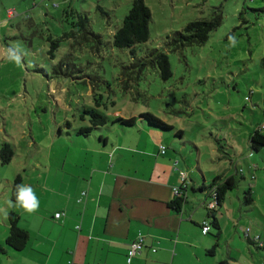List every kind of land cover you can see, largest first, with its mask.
<instances>
[{
	"label": "rangeland",
	"instance_id": "374dc122",
	"mask_svg": "<svg viewBox=\"0 0 264 264\" xmlns=\"http://www.w3.org/2000/svg\"><path fill=\"white\" fill-rule=\"evenodd\" d=\"M97 2L108 11V17L86 4L84 8L92 29L110 41L108 28L112 26L115 30L120 26L131 0ZM147 2L157 4L149 22V38L134 46V54L130 48L110 45L103 47L99 55L91 53L89 56L90 51H85V58L89 56L87 60L92 62L88 71L98 75L100 82L96 84L103 87L100 91L104 97L109 91L102 80L110 84L115 103L101 108L112 118L148 111L172 124L173 129H159L169 137L162 141L169 145L170 154L192 168L200 184L208 185L222 171L234 175L235 186L226 192L222 205L229 215V229L236 231L235 240L240 242V245L236 242L235 256H240L238 248H242L251 261L247 247L253 252L257 249L246 240L242 228L247 224L251 233L258 231L264 239V148L252 151L248 142L249 132L264 125V68L260 65L264 55V11L254 10L264 7V0H174V9L169 0ZM220 4L222 23L210 32L202 45L167 51L172 76L163 80L156 67L147 66L137 90L123 93L117 80L123 65L151 48L164 47L167 34L182 29L190 20L207 17L212 6ZM40 7L47 6L42 3ZM55 9L49 6V10ZM25 16L13 17V26L5 21L0 30V147L9 142L15 152L8 163H0V210H13L8 203L11 201L8 180L12 183L20 174L21 184L34 182L32 164L45 173L46 166H38L36 157L44 160L50 157L53 165L49 175L52 177L57 164L54 160L70 158L73 144L78 141L98 144L99 135L110 129L109 125L103 126L87 137L75 133L79 126L89 125L88 118L80 120L76 107L83 103L92 105L90 87L52 75L46 55L49 43L45 38L49 32L57 31V21L47 18L49 23L41 24L44 16L41 15L32 28ZM9 47L16 52H11ZM13 55L21 57L19 64ZM38 67L46 70V74L37 70ZM66 119L69 126L65 124ZM176 130L183 131L181 138L175 136ZM262 132L264 134V128ZM34 141L43 150H38ZM226 144L233 145L234 150ZM236 165L238 173L234 171ZM61 171L62 177L69 180L71 169L67 162ZM208 191L209 188L205 192ZM248 196L252 198L250 202H246ZM199 197L204 198V193ZM208 197L211 201L212 197ZM3 217L0 213V236L5 234ZM219 219L223 231L217 256L222 257L229 229L225 228L227 219ZM24 220L19 219L18 226L22 227ZM24 251L14 252V256ZM0 255H4L0 256V264H19V257L7 258L6 251Z\"/></svg>",
	"mask_w": 264,
	"mask_h": 264
},
{
	"label": "crops",
	"instance_id": "0c3cea01",
	"mask_svg": "<svg viewBox=\"0 0 264 264\" xmlns=\"http://www.w3.org/2000/svg\"><path fill=\"white\" fill-rule=\"evenodd\" d=\"M144 1L152 19L153 7L157 4ZM42 3L47 7L38 8ZM85 4L92 10L99 2L0 0V30L5 21L13 26L11 19L15 16L26 15V23L30 25L41 15H44L43 20H55L49 12L58 15L60 7L86 11ZM169 4L175 8L174 0H169ZM49 6L56 9L51 11ZM9 8L14 9L10 17L6 14ZM108 29L109 33L113 30L112 26ZM110 134L115 139L110 138ZM100 135L103 143L78 141L71 146L70 158L54 160L57 164L52 177L49 175L53 165L50 157L35 158L38 166H46V171L43 173L32 164L34 182L26 185L37 196L38 209L30 213L19 205L12 207L19 219H25L22 227L28 231L29 240L24 249L19 250H25L24 253L14 256L18 251L4 244L8 226L5 216L1 218L5 234L0 236L3 237L0 244L5 248V257H19V264H264V249L253 243L256 252L247 247L251 261L242 248H238L240 256H235L236 242L239 245L240 242L235 240L236 231L229 229V215L223 202L211 211L208 193L212 189L208 192L201 189L210 186L212 181L208 185L200 184L192 168L170 154L169 145L162 141L169 137L140 123L126 130L113 126ZM160 144L166 146L164 153L159 151ZM39 148L38 144V150H43ZM66 162L71 169L69 180L61 175ZM236 168L237 165L234 171L238 173ZM180 172H185V185L181 190L186 194V202L176 212L168 207V202L174 197L173 186L179 187L184 182ZM228 174L222 171L215 177L219 175L224 179ZM201 193L204 198L199 197ZM3 211L8 210H0L4 215ZM57 211L64 214L55 218ZM219 217L227 219L225 228L229 229L222 257L217 256L223 231ZM214 218L217 229L211 224ZM203 220L210 222V230L205 234L201 231ZM139 234L143 236L144 246L132 262L127 263L129 246ZM212 247L213 251L209 252Z\"/></svg>",
	"mask_w": 264,
	"mask_h": 264
},
{
	"label": "trees",
	"instance_id": "16d2710c",
	"mask_svg": "<svg viewBox=\"0 0 264 264\" xmlns=\"http://www.w3.org/2000/svg\"><path fill=\"white\" fill-rule=\"evenodd\" d=\"M212 8L213 9L207 17L190 20L182 29L167 34L164 47L151 48L150 50H147L143 56L138 58L134 56L132 62L123 65L122 73L120 72L117 77V80H119L118 85L123 89V93H132L137 90V87L139 86L138 82L142 78L143 72L147 66L156 67L163 80L172 76L167 51H177L187 46L202 45L208 39L210 32L218 28L223 20L221 9L222 4L212 6ZM96 10H99L105 17L109 16L108 11L100 4L97 5ZM254 10L264 11V7ZM59 12L58 15L49 12L50 16L52 15L55 21H57L55 25L58 29L57 31L49 32L45 38L49 43L46 51L48 67L51 68L53 76L69 78L72 81H80L85 86L90 87L91 91L92 105L88 106L83 103L78 108L76 107L80 120H85V117L88 118L89 125L85 124L79 126L75 129V133L87 137L92 134L93 130L97 132L103 126L109 125L110 129L113 126H118L121 129L126 130L134 127L136 123H140L146 128L155 130L163 136H165V133L161 130L173 129L174 126L172 124L165 122L148 111L128 117L119 115L115 118L105 114L101 107L106 108L107 104L113 105L115 103L111 97L110 84L107 80H102L105 88L109 91L107 93L108 95L104 97L100 91L102 86L96 84L97 82H100L98 80V75L88 71V67L92 62H89L87 59L91 53L99 55L102 52L103 47L110 45L116 48H130L132 54H134V46L148 40L151 11L145 1L131 0L130 7L127 13L123 16L120 26L116 27V29L112 30L110 33V41H106L101 33L95 32L92 29L88 12L76 10L71 7L61 8V11ZM40 21H42L41 24L45 23V25L49 23V20L42 19ZM35 23L36 22L30 24V27H35V25H37ZM78 49L80 51H78ZM9 50L11 52H16L15 49L11 47H9ZM86 50L90 51L87 58H85ZM79 52L82 54L80 55ZM260 65L264 68V55L260 59ZM36 69L46 74V70L40 67ZM88 97H90V95ZM65 124L66 126H69V120L66 119ZM175 134V136L181 138L183 131L176 130ZM98 142H104L101 135H99ZM248 142L252 151H258L260 148H264V134L262 129L255 127L253 132L249 134ZM225 146L234 150L233 145L226 144ZM14 155L15 152L13 145L9 142H4L0 147V163H8ZM8 182L10 187V200L13 204H16L17 185H21L22 178L20 174H17L12 183L10 180ZM235 183L234 175H229L224 179L218 175L212 180L210 186H203L201 189H212L209 191L208 195L214 198L216 207L222 204L226 192L232 189L235 186ZM184 185L185 181L179 186L180 193L174 195L172 200L168 202V207L176 212H179L183 204L186 202V194L181 190L184 188ZM251 200V196H248L246 202H250ZM215 207L210 210H216L217 208ZM5 212H7L5 222L8 226V232L4 244L15 251L22 250L29 240L28 231L25 228L18 226L19 215L15 211L10 209L8 211H3V213ZM203 221L209 225L210 230V222L208 220ZM211 224L217 229L216 218L211 220ZM245 227L249 228L248 234L244 233L246 240L253 243L257 248L264 249V239L262 236L259 233H251L252 229L250 226L246 225ZM244 228H242V230ZM255 235H258V239L262 242V245H259L258 241L254 239ZM213 248L214 247H212L209 252H212ZM4 252L5 248L0 244V253Z\"/></svg>",
	"mask_w": 264,
	"mask_h": 264
},
{
	"label": "built area",
	"instance_id": "2783aa9c",
	"mask_svg": "<svg viewBox=\"0 0 264 264\" xmlns=\"http://www.w3.org/2000/svg\"><path fill=\"white\" fill-rule=\"evenodd\" d=\"M40 1H42V0H40ZM6 14L9 17L10 16H13L14 9H12V8L7 9L6 10ZM245 99H248V98L245 97ZM262 128H264V125H260L258 127V129H262ZM165 148H166L165 145H161V144L159 145V151L161 153H164L165 152ZM179 176L181 177V180L184 181V179H185V172H180ZM172 191H173V194L174 195H177V194L180 193V190H179V187L178 186H173ZM82 194H84V192H82ZM209 205H210L209 206L210 208L215 207L214 198H212V200H211V202H210ZM63 214H64L63 211L62 212L61 211H57V212H55L54 217L55 218H59ZM208 230H209V225L205 221H202V233H206V232H208ZM243 231H244L245 234H248L249 228L248 227H245L243 229ZM254 239L258 241V244L259 245H262V242L258 239V235H255ZM143 246H144V244H143V236L139 234L134 239V241L131 242V244L129 246V250L127 252V263H131L132 262V259L137 256V254L141 251V249L143 248ZM153 251H154V248H153Z\"/></svg>",
	"mask_w": 264,
	"mask_h": 264
},
{
	"label": "clouds",
	"instance_id": "9594fccd",
	"mask_svg": "<svg viewBox=\"0 0 264 264\" xmlns=\"http://www.w3.org/2000/svg\"><path fill=\"white\" fill-rule=\"evenodd\" d=\"M12 58L19 64L21 57L19 55H13ZM9 206H13L9 201ZM16 204L24 208L27 212H35L38 209L39 201L34 194L33 189L28 185H17L16 192ZM5 219L7 218V212L4 213Z\"/></svg>",
	"mask_w": 264,
	"mask_h": 264
}]
</instances>
